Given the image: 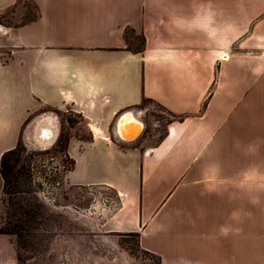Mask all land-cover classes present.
Masks as SVG:
<instances>
[{
	"label": "crops",
	"instance_id": "0c3cea01",
	"mask_svg": "<svg viewBox=\"0 0 264 264\" xmlns=\"http://www.w3.org/2000/svg\"><path fill=\"white\" fill-rule=\"evenodd\" d=\"M145 100L173 118L161 137ZM64 110L88 135L68 138L66 184L114 190L104 228L161 264L147 237L189 209L264 231V0H0V165L28 122L56 144Z\"/></svg>",
	"mask_w": 264,
	"mask_h": 264
},
{
	"label": "rangeland",
	"instance_id": "374dc122",
	"mask_svg": "<svg viewBox=\"0 0 264 264\" xmlns=\"http://www.w3.org/2000/svg\"><path fill=\"white\" fill-rule=\"evenodd\" d=\"M21 4L28 10L26 19H31L35 14L33 4L29 1ZM4 22H14L11 12ZM127 38L131 49L142 47V37L128 32ZM140 109L148 121L147 133L155 132L161 137L165 125L173 120L172 116L147 100L142 102ZM59 116L63 129L56 144L55 137H51L45 147L29 145L26 134L30 123L24 127V157L37 155L28 165L32 181L26 193L17 198L36 205L38 222L30 235L19 241L12 236L0 237V264H161L158 256L139 247L135 233L118 234L104 228V222L119 207L114 190L66 184L64 176L72 166L64 154L66 141L71 134L85 139L88 135L82 118L71 110H64ZM1 195L0 177V202ZM179 203L197 208L192 200ZM207 207L197 208L194 213L189 209L185 220L169 218L172 225L168 230H158L156 236L147 237L150 247L166 264H264L262 227L230 222L231 232L227 231L224 228L227 218L213 216L214 207L210 203ZM1 211L3 221H7V205L1 206Z\"/></svg>",
	"mask_w": 264,
	"mask_h": 264
},
{
	"label": "trees",
	"instance_id": "16d2710c",
	"mask_svg": "<svg viewBox=\"0 0 264 264\" xmlns=\"http://www.w3.org/2000/svg\"><path fill=\"white\" fill-rule=\"evenodd\" d=\"M143 46L144 43L142 39V47L134 51L141 52ZM66 145L64 154L66 159H68L72 165L67 170L70 171L74 167V162L66 153ZM46 154H48V152H46ZM25 155L26 149L23 146L22 139H20L14 149L9 150L2 155L0 165V174L3 180L0 202V236L16 237L18 241L23 237L30 235L33 225H36L38 222L36 205L32 202H25L17 198L18 195L26 193L28 183L32 181V173L28 165L33 161L37 154L29 155L28 158L24 157ZM4 205H7V221H3L2 217L1 206ZM136 235L138 237V234Z\"/></svg>",
	"mask_w": 264,
	"mask_h": 264
},
{
	"label": "bare ground",
	"instance_id": "6f19581e",
	"mask_svg": "<svg viewBox=\"0 0 264 264\" xmlns=\"http://www.w3.org/2000/svg\"><path fill=\"white\" fill-rule=\"evenodd\" d=\"M125 118H129L130 120L132 117L126 116ZM45 122H48V121H45ZM43 124H46V123H42V125ZM40 126L41 125L39 123L37 128H40ZM44 132L47 133V131H44ZM120 134L122 137H125L122 134L121 127H120ZM35 137H36V141H35ZM49 140H50V137L48 136V133L45 134L44 136H40V133L37 129H36V135H31L29 133L26 134V141L28 142L29 145L34 146V147H45Z\"/></svg>",
	"mask_w": 264,
	"mask_h": 264
}]
</instances>
